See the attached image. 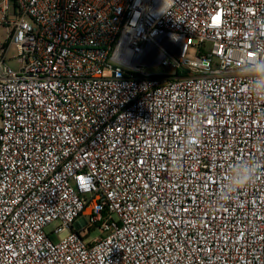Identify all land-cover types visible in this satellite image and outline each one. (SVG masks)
I'll return each mask as SVG.
<instances>
[{
	"label": "built area",
	"instance_id": "1",
	"mask_svg": "<svg viewBox=\"0 0 264 264\" xmlns=\"http://www.w3.org/2000/svg\"><path fill=\"white\" fill-rule=\"evenodd\" d=\"M0 28V264H264V168L224 184L264 165L236 70L264 0H0Z\"/></svg>",
	"mask_w": 264,
	"mask_h": 264
},
{
	"label": "clouds",
	"instance_id": "2",
	"mask_svg": "<svg viewBox=\"0 0 264 264\" xmlns=\"http://www.w3.org/2000/svg\"><path fill=\"white\" fill-rule=\"evenodd\" d=\"M244 77V87L257 98L264 99V58L245 57L236 69ZM264 165L252 161H239L224 177L225 192L236 191L251 183Z\"/></svg>",
	"mask_w": 264,
	"mask_h": 264
},
{
	"label": "rangeland",
	"instance_id": "3",
	"mask_svg": "<svg viewBox=\"0 0 264 264\" xmlns=\"http://www.w3.org/2000/svg\"><path fill=\"white\" fill-rule=\"evenodd\" d=\"M5 37H6L5 30L0 28V41H5ZM7 62L11 67H13L16 70L20 68L21 62H20L19 52L14 45H12L7 51ZM51 228H53V225L49 226L47 229L50 230ZM98 234H100V231L97 229L93 231L92 236H96ZM51 238L54 241L58 240L57 236L54 234L51 235Z\"/></svg>",
	"mask_w": 264,
	"mask_h": 264
}]
</instances>
